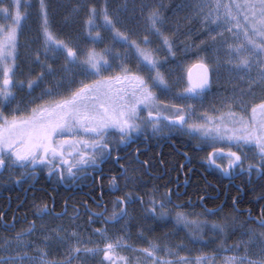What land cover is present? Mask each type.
I'll return each mask as SVG.
<instances>
[{
  "label": "snow or ice",
  "instance_id": "snow-or-ice-1",
  "mask_svg": "<svg viewBox=\"0 0 264 264\" xmlns=\"http://www.w3.org/2000/svg\"><path fill=\"white\" fill-rule=\"evenodd\" d=\"M34 7L37 36L22 46ZM73 7L85 12L84 43L83 32L54 31L46 0H0V182L33 189L18 230L17 216L4 221L0 212L9 233L0 236V264H191L183 255L190 244L210 247L195 264H264V0H133L143 23L132 27L117 18L120 5ZM183 57L200 69L186 85ZM222 77L229 87L212 94ZM177 136L188 138L183 159H141L134 147ZM190 153H203L199 160L223 177L246 175L259 212L240 208L239 196L213 207L205 199L219 197L207 193L198 206L180 202L184 190L171 174L193 171ZM41 173L57 183L91 173L107 186L95 208L83 202L84 222L67 200L55 211V198L49 204L36 187Z\"/></svg>",
  "mask_w": 264,
  "mask_h": 264
},
{
  "label": "flooded vegetation",
  "instance_id": "flooded-vegetation-1",
  "mask_svg": "<svg viewBox=\"0 0 264 264\" xmlns=\"http://www.w3.org/2000/svg\"><path fill=\"white\" fill-rule=\"evenodd\" d=\"M22 46L27 42L22 39L20 40ZM23 55V48L22 53ZM215 87L212 85V94L216 92L214 91ZM188 138L177 136L175 138L176 142L174 143L172 140L169 139H160V140H149L144 141L134 147H139L142 152L141 159H147L150 157L155 156L156 154L163 155V158L167 159L171 156L174 159H183L182 156L178 155L179 151H181L184 146L185 142ZM123 151L127 152V149ZM193 156V163L189 167L193 169L191 173H188L185 170L184 173L179 174L177 177V173L173 172L171 174L174 183L173 187L177 189H183L184 194L179 198L180 202L187 204L189 197L191 200L197 204L198 206V198L200 196L207 195L209 197L215 195L218 196V199H205V203L209 207H213L216 204H219L221 200H227V202L231 203L232 196H239L241 199V204L239 205L240 208H252L253 213L257 214L259 212V204H256L253 201L254 194L251 192L252 185L247 184V176H236L235 178H227L221 176L219 173L215 172L213 168L208 166L206 162H202L199 158L194 156V153H190ZM105 170L110 167V165H105ZM116 167V166H112ZM118 170V167H117ZM96 175H99L98 173ZM167 175L162 177L159 181H155L156 183H165L167 180ZM178 179L179 183H175ZM187 181V183H185ZM101 183L104 184L105 188L107 186V177H104L103 180L96 179L92 180V174L90 173L87 180H82L80 176L75 178L68 177L62 183H57L55 180L51 178H46L45 173H41L39 179L36 181V187L42 188L46 190L48 193L47 200L48 203L51 204L52 197L55 198L56 205L55 211H60L64 207V201H68L69 205V214L73 210L74 205H79L80 210L82 213L81 219L86 222L87 221V213L84 212L83 202H87L89 207L95 208L93 204V197H99L101 195ZM253 184L256 185V188L259 187V183L256 181L255 177L253 178ZM237 185H243L242 191H237ZM27 187V191L25 188ZM37 196L45 195L44 192H36ZM33 189L31 187L19 186L15 184H5L0 182V212L5 213L3 220H11L13 218V214L17 216L16 221V229L18 230L21 227V220L20 217L25 215V209L29 208V201L32 199ZM105 196L107 193L105 192ZM176 200V197H173ZM21 201L24 203L21 205ZM32 217L29 216V219ZM67 217L57 219L54 223H66ZM99 224L97 223V225ZM113 228L118 229L119 225L110 226ZM15 231V230H14ZM13 231V235H14ZM164 229H158L155 233L156 236H161ZM9 233L5 232L3 229H0V236H7ZM87 235V233H86ZM151 235V234H150ZM183 234L177 233L174 237L175 240L179 239ZM28 239H32V237H28ZM135 240V229H133V240H130L129 243L134 242ZM137 243H141L142 245L145 243L144 241H135ZM187 243V241H186ZM200 247L201 249L208 251L205 249L204 246L201 245H188V248L184 250L183 255H189L186 257L190 262L192 260L193 248ZM162 254V253H161ZM102 255V253H101ZM57 258H59L57 256ZM101 258V257H100ZM178 258V257H177ZM102 259V258H101ZM219 259V258H217ZM192 263V262H191ZM90 264H96V258H93L90 261ZM108 264V262H105Z\"/></svg>",
  "mask_w": 264,
  "mask_h": 264
},
{
  "label": "trees",
  "instance_id": "trees-1",
  "mask_svg": "<svg viewBox=\"0 0 264 264\" xmlns=\"http://www.w3.org/2000/svg\"><path fill=\"white\" fill-rule=\"evenodd\" d=\"M65 2V4L61 5L60 2H54V0H50V1H46L49 5L48 8V12H49V21H50V25L53 29H58L61 28L63 30H66L70 27L73 28H77L79 33L83 32V36L81 37V43H84V37H86L87 33L84 32V21H85V12L83 11V9H75L72 11V13H70V5L71 7L80 3L81 0H60ZM69 1H73L71 4H68ZM84 2H86V0H84ZM83 2V3H84ZM96 2L98 4L101 5H107V7L109 8V6L113 5L112 9H109L110 12H114L117 8V5L121 6V10L119 11V13H117V18L120 19L122 22L124 21H128V26L132 27L135 26L136 23H140L142 24L143 21L139 20L137 21L134 17H133V13L131 12V5L133 3V0H96ZM168 2H170V0H168ZM38 3V0H33L32 4L36 5ZM125 4H128L129 6V10L128 11H124L123 10V6ZM33 11V18L31 20V22L33 23L35 29H38L40 26V20L36 14V9L35 7L32 9ZM72 15V16H71ZM136 17L139 16V12L137 11V13L135 14ZM37 17V18H36ZM65 19V21H64ZM64 21V23H63ZM97 24H102V18L97 17L96 21ZM66 28V29H65ZM95 30V29H93ZM143 34V33H141ZM98 47H103V45H98ZM200 155H203V153H194V156L196 158H198ZM259 191V187L257 188V192Z\"/></svg>",
  "mask_w": 264,
  "mask_h": 264
},
{
  "label": "rangeland",
  "instance_id": "rangeland-1",
  "mask_svg": "<svg viewBox=\"0 0 264 264\" xmlns=\"http://www.w3.org/2000/svg\"><path fill=\"white\" fill-rule=\"evenodd\" d=\"M46 1H50V0H46ZM29 3L32 4L33 0H28ZM54 2H60L61 5L65 4V2L63 1H60V0H54ZM73 1H69L68 4H71ZM84 2V0H81L80 1V4H82ZM113 8V5L109 6V9H112ZM22 12L24 11V8L23 6L21 7L20 9ZM74 10V7L70 5V13H72V11ZM33 11L31 10L30 13H29V16H28V19L24 21V27L22 28L21 30V33H20V40L24 39L27 43L30 42V41H35V38L37 36V30L38 29H35L33 23L31 22L32 18H33ZM72 16V15H71ZM37 18V17H36ZM65 21V19H64ZM63 21V23H64ZM62 26L63 24L61 25V28H58V29H54V31H56L59 35H61L62 37H66L68 36L69 34H72V35H75L77 33H79L78 29L77 28H73V27H70L66 30H63L62 29ZM33 47H35V44H33ZM183 63L181 64V67L178 69V72L180 74H182L183 76V81H184V84L186 85L187 84V79H186V75H187V71L189 69V67L195 63V57H183ZM213 87H215L214 91L216 90L215 93H217V91L219 90L221 94H223V89L225 87H229V85H227L225 83V79L222 77L221 80L219 82H216L214 81L213 82ZM213 93V94H215ZM171 239L175 240L176 238L173 236L171 237ZM200 250H203L201 249L200 247H195L193 248V254H192V260H191V264H195V259L197 257V255L199 254V251ZM205 251V250H203ZM185 258L189 255H184ZM102 258V255L100 256ZM220 259V257H218ZM107 262V261H106Z\"/></svg>",
  "mask_w": 264,
  "mask_h": 264
},
{
  "label": "water",
  "instance_id": "water-1",
  "mask_svg": "<svg viewBox=\"0 0 264 264\" xmlns=\"http://www.w3.org/2000/svg\"><path fill=\"white\" fill-rule=\"evenodd\" d=\"M189 72H191L192 79H193V81H195L200 74V69L196 65V63L192 64L187 71V75H186L187 82H188Z\"/></svg>",
  "mask_w": 264,
  "mask_h": 264
}]
</instances>
